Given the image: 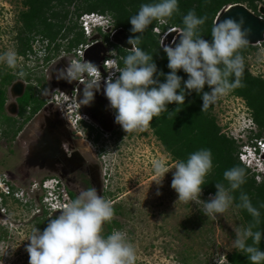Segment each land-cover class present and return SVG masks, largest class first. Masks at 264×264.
Here are the masks:
<instances>
[{
  "label": "clouds",
  "instance_id": "clouds-1",
  "mask_svg": "<svg viewBox=\"0 0 264 264\" xmlns=\"http://www.w3.org/2000/svg\"><path fill=\"white\" fill-rule=\"evenodd\" d=\"M178 11V0H155L141 4L138 12L129 19L132 26L130 31L138 35L129 37L128 43L132 47L125 57L120 59L118 55H111L108 58L109 65L102 64L109 73L106 79L93 62L83 58L70 60L69 65L58 72L57 78L65 79L69 83L79 81L84 85L80 105L90 104L94 100V91L100 89V80H105L104 95L110 108L115 110V123L119 124L125 133L146 128L154 117L158 118L162 113L176 114L181 109L180 106L184 105L186 95H191L193 91L202 99L201 112L207 111L221 97L243 86L245 57L242 50L250 43L251 29L245 26L243 16L226 17L212 26L209 41L199 34L200 27L205 24L207 17H198L194 10H190L183 16L184 27L178 33L179 42L176 43L174 38V47L165 45L163 40L160 42L168 59L167 67L171 70L165 75L158 72L153 55L139 46L141 34L153 21L164 23ZM88 14L93 15L89 20L92 31L89 36L85 35L86 41L97 36L105 39V36H110V33L117 29L114 22L112 24L105 18L106 14ZM78 23L85 34L81 16ZM46 41L48 40H41L39 48L43 51L38 50V53L45 55L52 49L53 44L50 46ZM77 47L67 50L78 56L75 52ZM0 64L16 70L21 76L24 75L18 67V55L14 49L0 52ZM180 70L187 74L186 80L177 74ZM159 76H165V82H160ZM206 85L207 91L204 90ZM173 102L178 107L174 112H169L167 105ZM251 129L250 124L244 123L240 133L247 134ZM252 144L255 145L256 141ZM256 153L264 157V152ZM151 168L160 177L157 183L170 171L168 162L159 158L151 162ZM172 169L175 171L171 187L177 193V201L199 204L202 201L199 197L202 186L205 185V178L213 170L211 150L200 149L190 153L186 159L177 160ZM263 169L259 168L258 173L264 174ZM3 176L4 174L0 178ZM223 177L227 185L216 183V194L208 201H202L203 207L200 210L206 217L216 218L232 207L235 199L233 193L240 190L247 179L245 169L239 166L225 170ZM54 178L58 179L50 177L45 180ZM45 180L37 186L43 192V198L40 200L45 208L43 211L47 212L54 199H49L51 188L48 186L51 184L45 187ZM3 182L11 188L12 195L4 194L0 186V198L20 200V193L16 192L9 177L0 180V183ZM37 186L34 189H38ZM159 194L157 192V195ZM238 200L235 206L246 210L253 223L234 229V249L244 254L250 264H264V250L259 247L264 240V231L254 230L260 224L261 212L245 192L240 191ZM260 207L264 208V204ZM114 215L111 201L98 195L94 187L80 191L62 207L59 215L48 219L43 231L37 227L33 229L27 238L30 241L26 247L29 264H136V248L126 232L113 229L109 234H104V225L111 222Z\"/></svg>",
  "mask_w": 264,
  "mask_h": 264
},
{
  "label": "rangeland",
  "instance_id": "rangeland-1",
  "mask_svg": "<svg viewBox=\"0 0 264 264\" xmlns=\"http://www.w3.org/2000/svg\"><path fill=\"white\" fill-rule=\"evenodd\" d=\"M23 2L24 0H0V52L14 49L18 55L19 69L30 74L36 87L41 85L37 84V80L45 81L41 86L43 90L49 66H43L44 54L38 53V50L43 51L39 48L41 40L31 43L34 52H30L28 56L18 53L22 28L20 12L26 10ZM256 5L259 13L257 15L264 16L261 13L264 0H257ZM74 6H77V2L73 7H69L71 11L75 10ZM71 17L70 22L79 21L75 14ZM105 18L112 24L115 22L111 15L106 14ZM172 31L173 29L162 33L160 27L154 29L155 33H162L160 42L163 40L165 45L174 47L173 39L175 38L176 43L179 39L177 33L171 34ZM69 39L57 41L61 44V49L68 51ZM90 39H87V42ZM106 41L110 42L109 36ZM252 46L254 49L246 56L245 67L252 76L264 79V42ZM106 47L108 49V46ZM7 71L18 73L0 64V75ZM46 92L47 90L42 91L41 95L47 96ZM10 94H7L8 99L11 98ZM212 114L222 133L235 139L240 151L249 149L255 153L256 150L249 144L253 143V138L258 134H261L259 140L264 142V131L255 123L252 111L242 98L232 93L221 97L214 104ZM244 123L252 127L247 134L240 133ZM127 138L128 141H123L120 147L122 152L116 151L110 143L102 144L106 150L102 157L104 198L111 201L115 210L114 218L104 225V234L108 233V227L112 226L114 221L118 222L119 226L112 227L126 232L128 239L134 244L137 252L136 264H229V254L236 251L233 244L234 229L248 226L235 204L233 203L224 214L213 218L206 217L200 210L203 207L202 201H208L213 195H205L202 191L199 197L202 201L199 204L177 201V193L171 187L175 171L172 167L176 161L165 150L150 125L131 132V136ZM2 145L0 176L7 174L21 199L4 200L1 207L4 216L0 217V264H29L26 247L30 241L27 238L36 227L43 231L48 219L59 215L60 211H43L45 208L40 200L43 198V192L37 185L47 179V173L36 170L32 178L34 181L26 183L29 181L27 179L23 182V174L15 169L14 165L22 161L24 151L19 149L15 155L14 152L6 153L4 142ZM92 147L97 148L96 145ZM92 147L91 149H94ZM157 158L166 160L170 169L160 183L156 182L160 177L151 168V162ZM239 159L250 170L249 176L255 174L256 183L262 184L264 174L258 173L259 168L254 171V164L246 157L240 156ZM35 186L38 189H34ZM157 192L160 194L157 195ZM39 222H42L41 226Z\"/></svg>",
  "mask_w": 264,
  "mask_h": 264
},
{
  "label": "trees",
  "instance_id": "trees-1",
  "mask_svg": "<svg viewBox=\"0 0 264 264\" xmlns=\"http://www.w3.org/2000/svg\"><path fill=\"white\" fill-rule=\"evenodd\" d=\"M256 1L178 0L179 11L174 13L164 23L153 21L145 32L141 34L139 46L153 55L158 72H163L166 75L171 70L167 67L168 59L166 53L160 47L159 37L162 33L174 28L182 29L184 27L182 23L183 16L190 10H194L198 17H207L205 24L200 27L199 34L203 39L210 41L212 26L215 24L217 15L225 6L242 3L256 14H259ZM76 2L77 6H74L75 10L71 11L69 7H73ZM152 2H155V0H24L23 5L26 7V10L20 12L22 28L19 35L20 49L18 53L22 56H28L30 52H33V45L31 43L37 39L48 40L52 44L57 43L60 37L67 40L74 35L68 40V50H72L79 44L84 43L86 41L85 34L81 30L79 23L70 22L72 21V14H75L77 19L84 13L97 12L109 14L114 17L116 28H123L131 37H135L138 34L130 31L132 26L129 19L138 12L141 4ZM157 27L162 29L161 34L154 32V29ZM105 40H108V36H105ZM113 45L123 57L129 53V51L115 44ZM253 49L252 45H248L242 50V55L246 58ZM177 74L184 80L187 79V74L182 70L178 71ZM154 78H156V74H154ZM158 78L160 82H165V76H159ZM15 80L16 74L11 71L0 75V111L4 110L8 100L7 89ZM242 82V87H238L230 93L238 98H242L246 102L252 111L255 123L264 131V79L252 76L245 67ZM204 90H208L207 85ZM201 106L202 99L200 95L193 91L191 95H186L184 105L180 106L181 109L176 114L169 115L167 112L162 113L160 117H154L149 125L164 145L165 150L175 161L184 160L190 153L200 149L211 150L213 170L206 176L205 185L202 186V191L205 195L214 196L216 194V183L227 185V181L223 177L225 170L233 166L244 168L247 175L246 183L242 185L240 190L233 193L235 197L234 204L236 205L239 202L240 191L245 192L252 204L261 212L260 224L254 230L264 231V208L260 207V205L264 204V182L258 185L255 181L256 175L252 174V176H249L250 170L239 159V154L241 153L239 150L240 146L235 139L227 137L226 134L222 133L212 114L214 104L207 111L203 112H201ZM167 107L169 112H174L178 106L173 102L167 105ZM260 138L261 134H258L253 139L256 141ZM249 146L257 149V144L253 145L250 143ZM257 152L259 151L257 150ZM238 210L248 225L253 223L252 217L246 210L239 208ZM41 224L42 222H39L40 226ZM113 225L119 226V223L114 221ZM112 226L108 227L109 231L107 234L113 230ZM259 247L261 250H264V240L261 241ZM228 262L229 264H250L247 257L237 250L229 254Z\"/></svg>",
  "mask_w": 264,
  "mask_h": 264
},
{
  "label": "flooded vegetation",
  "instance_id": "flooded-vegetation-1",
  "mask_svg": "<svg viewBox=\"0 0 264 264\" xmlns=\"http://www.w3.org/2000/svg\"><path fill=\"white\" fill-rule=\"evenodd\" d=\"M58 40L61 41L62 37ZM93 40L97 41L95 46L106 43L105 48L96 46L88 60L106 79L109 73L102 64L111 55H118L120 59L123 56L114 43L107 42L104 37L97 36ZM46 42L50 45L49 41ZM52 44L54 47L50 45L52 49L47 51L42 62L43 66H49L43 90L41 86L45 81L37 80V84L41 85L36 87L27 71L23 76L16 73V80L8 87L7 94H10L12 85L22 82L23 93L14 97L11 92V98L0 111V145L3 146L4 142L6 153L14 152L15 155L19 149L24 151L22 161L14 165L23 174V182L27 179L26 183L34 181L32 178L36 170L44 171L47 179L56 177L66 185L71 199L90 187L104 197L102 157L106 150L102 144L110 143L112 148L122 152L120 147L123 141H128L131 133H125L115 123V110L110 108L104 95L105 80H100V89L94 91V100L90 104H79L84 85L79 81L69 83L57 78L58 72L65 69L70 60L79 57L61 49V44ZM39 90H47V96L41 95ZM95 145L97 148L92 147ZM7 199L0 198V217L4 216L1 207Z\"/></svg>",
  "mask_w": 264,
  "mask_h": 264
},
{
  "label": "water",
  "instance_id": "water-1",
  "mask_svg": "<svg viewBox=\"0 0 264 264\" xmlns=\"http://www.w3.org/2000/svg\"><path fill=\"white\" fill-rule=\"evenodd\" d=\"M261 13L264 15V9L261 10ZM239 16H243L245 18V26L251 29V33L249 35V45H256L260 41L264 42V16L255 14L245 4L235 3L225 6L217 15L215 23L218 22V20H223L226 17L238 18ZM172 33L175 32L172 31L171 34ZM129 37L131 36L126 30H124L123 28H119L118 31L112 37V43L123 48L124 50H130L132 45L128 43ZM96 46H101L102 48H105V44L101 43L97 44ZM96 46L94 45L86 52V61L90 60L89 55L94 51ZM22 89L23 83L15 82L10 88V93L12 92V95L14 97L21 96L23 93ZM13 113L16 114V111L14 110Z\"/></svg>",
  "mask_w": 264,
  "mask_h": 264
},
{
  "label": "built area",
  "instance_id": "built-area-1",
  "mask_svg": "<svg viewBox=\"0 0 264 264\" xmlns=\"http://www.w3.org/2000/svg\"><path fill=\"white\" fill-rule=\"evenodd\" d=\"M93 15L92 14H83L81 16V21L83 22V29L85 31V35L86 36H89L92 29L90 27V24H89V20L91 19ZM104 32H106V30H104ZM117 32V29H114L111 33H110V36H109V41L110 43L112 42V37L113 35ZM97 43V41L95 40H89L88 42H84V43H81L78 45V47L76 48L75 52L77 53L78 57L79 58H83L85 59V55H86V52L92 48L95 44ZM106 44V43H105ZM257 45H261L260 43L257 44ZM76 60H79V59H76ZM109 61L106 60L105 61V65H109ZM5 178H8V176L6 174H4L3 178H0V180H3ZM49 184H51L50 186H48ZM0 186L2 187L3 189V192L4 194L6 195H12V191H11V188L6 185L5 182L3 183H0ZM44 186L45 187H50V191H49V199L50 200H53L54 199V202L53 204H51L52 206L50 208H48V211L50 213H54V212H59L61 211L62 207L71 200V197L69 195V192L67 190V187L66 185L58 178V179H50V180H45L44 182ZM55 189V190H54Z\"/></svg>",
  "mask_w": 264,
  "mask_h": 264
},
{
  "label": "bare ground",
  "instance_id": "bare-ground-1",
  "mask_svg": "<svg viewBox=\"0 0 264 264\" xmlns=\"http://www.w3.org/2000/svg\"><path fill=\"white\" fill-rule=\"evenodd\" d=\"M173 32H175V33H179V29L177 28V29H174L173 30ZM178 39H179V34H178V37H177ZM263 41H260V42H258L257 44H261ZM256 44V45H257ZM256 144H257V149H255L256 151L258 150L259 152H264V147H262V145H264V142L263 141H261V140H258V142L256 141ZM254 151V150H253ZM256 153V152H255ZM252 169L254 170V171H257V167H252Z\"/></svg>",
  "mask_w": 264,
  "mask_h": 264
}]
</instances>
